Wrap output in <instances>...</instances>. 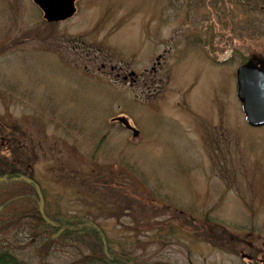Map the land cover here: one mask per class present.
Here are the masks:
<instances>
[{
	"label": "rangeland",
	"instance_id": "1",
	"mask_svg": "<svg viewBox=\"0 0 264 264\" xmlns=\"http://www.w3.org/2000/svg\"><path fill=\"white\" fill-rule=\"evenodd\" d=\"M252 57L264 0H79L58 22L0 0V139L25 143L47 215L88 209L160 264H264V128L237 97ZM36 234L20 222L0 247L72 264Z\"/></svg>",
	"mask_w": 264,
	"mask_h": 264
},
{
	"label": "trees",
	"instance_id": "2",
	"mask_svg": "<svg viewBox=\"0 0 264 264\" xmlns=\"http://www.w3.org/2000/svg\"><path fill=\"white\" fill-rule=\"evenodd\" d=\"M24 151L27 152L23 141L15 137L0 139V233L20 222L30 220L36 229L35 238L42 249L45 250L46 245L61 247L71 255L72 264L161 263L151 261L154 253L159 254L156 251L146 259L144 252L139 253L134 246V249L126 248L127 243L115 241L99 221L90 218L92 213L88 209L74 214L66 211L48 214L53 224L43 221L38 211L39 188L32 175L33 161L29 159L28 152L22 156ZM160 228L162 229L159 222V228L154 234L160 235ZM153 239L151 238L152 241ZM159 241L165 242L162 237L157 243ZM249 262L259 264L255 258ZM0 264L31 263L8 247L0 250Z\"/></svg>",
	"mask_w": 264,
	"mask_h": 264
},
{
	"label": "water",
	"instance_id": "3",
	"mask_svg": "<svg viewBox=\"0 0 264 264\" xmlns=\"http://www.w3.org/2000/svg\"><path fill=\"white\" fill-rule=\"evenodd\" d=\"M77 0H34L44 12L49 21H61L72 17L76 12ZM238 99L242 103L246 120L252 127L264 126V68L250 59L237 69ZM118 120L134 132L128 120L124 117Z\"/></svg>",
	"mask_w": 264,
	"mask_h": 264
},
{
	"label": "flooded vegetation",
	"instance_id": "4",
	"mask_svg": "<svg viewBox=\"0 0 264 264\" xmlns=\"http://www.w3.org/2000/svg\"><path fill=\"white\" fill-rule=\"evenodd\" d=\"M8 5H12V6H15V4L14 3H10V4H8ZM156 70V66H152V71L151 72H148L147 73V71L146 72H143L142 74L143 75H151V76H153L155 73H154V71ZM125 78V80H127V78L128 77H124ZM152 81H155L154 79H151Z\"/></svg>",
	"mask_w": 264,
	"mask_h": 264
},
{
	"label": "bare ground",
	"instance_id": "5",
	"mask_svg": "<svg viewBox=\"0 0 264 264\" xmlns=\"http://www.w3.org/2000/svg\"><path fill=\"white\" fill-rule=\"evenodd\" d=\"M43 221H45L46 223L50 224V221L48 219H43ZM3 249L2 247H0V250Z\"/></svg>",
	"mask_w": 264,
	"mask_h": 264
}]
</instances>
